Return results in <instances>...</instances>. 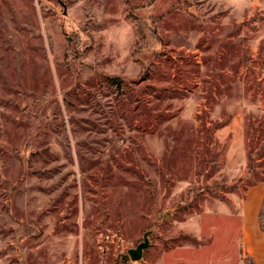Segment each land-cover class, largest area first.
<instances>
[{"label":"rangeland","instance_id":"1","mask_svg":"<svg viewBox=\"0 0 264 264\" xmlns=\"http://www.w3.org/2000/svg\"><path fill=\"white\" fill-rule=\"evenodd\" d=\"M60 1L0 0V264H254L264 0Z\"/></svg>","mask_w":264,"mask_h":264},{"label":"crops","instance_id":"2","mask_svg":"<svg viewBox=\"0 0 264 264\" xmlns=\"http://www.w3.org/2000/svg\"><path fill=\"white\" fill-rule=\"evenodd\" d=\"M264 209V181L250 186L241 209L244 253L254 264H264V232L259 215Z\"/></svg>","mask_w":264,"mask_h":264},{"label":"water","instance_id":"3","mask_svg":"<svg viewBox=\"0 0 264 264\" xmlns=\"http://www.w3.org/2000/svg\"><path fill=\"white\" fill-rule=\"evenodd\" d=\"M57 2L63 7V14H65V5L60 0H57ZM150 234L151 231H146L143 235V241L140 242L135 248L129 249L127 251L131 260L138 261L142 258L144 250H146L150 245L148 239Z\"/></svg>","mask_w":264,"mask_h":264},{"label":"trees","instance_id":"4","mask_svg":"<svg viewBox=\"0 0 264 264\" xmlns=\"http://www.w3.org/2000/svg\"><path fill=\"white\" fill-rule=\"evenodd\" d=\"M112 80H113L115 83H117V84H120V83L122 82V81H121L120 79H118V78H113ZM252 152H253V151L250 150V158H251V161H254V157H251V156H253V155H252V154H253ZM263 181H264V176H263V178H261L260 180L254 182V183L251 184L250 186H253V185L258 184V183L263 182ZM259 221H260V229L264 232V209H261V211H260Z\"/></svg>","mask_w":264,"mask_h":264}]
</instances>
